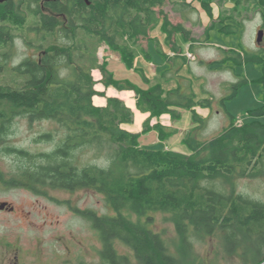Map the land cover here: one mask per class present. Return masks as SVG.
<instances>
[{
	"label": "trees",
	"instance_id": "trees-1",
	"mask_svg": "<svg viewBox=\"0 0 264 264\" xmlns=\"http://www.w3.org/2000/svg\"><path fill=\"white\" fill-rule=\"evenodd\" d=\"M165 1L91 0V5H87L84 0H64L58 10L67 17L71 30L58 17L37 10L33 14L31 8L22 4L0 3V140L11 134L13 123L21 116L32 123L47 120L58 125V130L40 134L37 142L60 137L51 152L32 153L7 146V152L26 160L16 177L7 182L37 194H47L48 187L92 188L103 193L111 213L74 209L98 232L103 264H202L190 254L192 239L218 230L224 233L228 254L248 248L253 264H264V201L237 187L238 178L264 177V104L249 110L247 114L252 118L238 124L230 114V125L210 140L192 135L205 123L195 107L213 108V97L199 99L194 81L187 78L166 90L160 83H151L135 67L136 58L142 54L140 41L158 26V14L165 18L162 25L168 41L183 29L181 24L173 25L164 13ZM199 1L208 16L213 17L210 1ZM258 3L264 8V0ZM182 5L176 1L175 10L181 11ZM27 14L42 18L44 26H27ZM60 26L63 27L56 30ZM17 30L24 31L26 45L45 51L42 59H23L14 65L10 49L18 38ZM223 30L233 34L239 29L237 25H225ZM104 43L121 54L125 67L140 76L139 83L128 81V88L136 92L137 108L150 112L140 133L123 128V124L134 121L135 113L122 99L107 97L106 105L94 104V95L106 94L94 89V70L102 72L106 87L125 88L107 68L106 61L99 58ZM233 53L237 56L212 63L233 58L235 64L253 60L264 65L263 55L243 48ZM181 60L180 69L189 62ZM226 67L229 66L218 69ZM7 69H13L17 79H7ZM166 70L167 76L171 67ZM261 75L264 95V73ZM246 81L244 78L232 83L233 92L221 103L225 105L224 101L234 97ZM177 108L191 110L197 124L182 141L188 152L141 145V136L151 130L157 131L161 142L178 132L160 122L150 125L153 117L162 114L180 119L182 112ZM85 148H92L107 164L79 167L74 153ZM157 212L168 214L175 223L180 237L179 253L172 250L162 232L154 229ZM116 240L131 248L136 263L132 256L118 252Z\"/></svg>",
	"mask_w": 264,
	"mask_h": 264
},
{
	"label": "rangeland",
	"instance_id": "rangeland-1",
	"mask_svg": "<svg viewBox=\"0 0 264 264\" xmlns=\"http://www.w3.org/2000/svg\"><path fill=\"white\" fill-rule=\"evenodd\" d=\"M176 1L184 3L181 6V11L175 10ZM192 1L197 3L198 10L191 4ZM207 1H210L213 5V17L208 16L199 0L165 1L163 11L168 15L170 22L173 25L181 24L183 26V29L173 36H176V40L184 46L187 42L192 44L199 42L200 44L193 47V51L198 56L201 52L199 50L201 44H204L203 42L207 43L204 47L210 58H220L224 55L222 49L218 46L235 48L236 50L243 48L248 53L264 56V35L261 42L257 40L258 32L263 29L264 23V8L259 5L258 0H242L240 2L238 0ZM186 6L188 7L186 8ZM156 10L160 11V8ZM27 15V26L31 28L36 18ZM159 16L161 20L155 33H160L162 30L163 35L167 36L162 25L165 18L162 14H158ZM204 17L210 18V24L207 26ZM225 25H237L239 30L233 34L228 33L223 30ZM208 28L210 29L206 35ZM25 32H28V30ZM15 33L18 38L10 52V59H13L14 65H18L27 56L37 57V51L26 45L24 38H21L24 31L17 30ZM32 36L34 35L32 34ZM146 40L140 41L144 47L147 44ZM190 46L186 52H188L187 56L191 61L187 64L191 72L188 73L189 78H186L194 81V89L200 96L199 99L207 96L213 97V108H210L211 114L207 118L201 115L205 119V123L197 127L192 135L199 136L203 140H210L230 125L232 120L230 114L237 119L238 124L241 120L248 121L252 118L247 114L249 110L256 109L264 104L263 87H261L262 82L260 80L261 74L264 73V65L253 60L235 64L233 58L224 63H211L213 60L221 59H196V55L192 52ZM153 47L152 43V49ZM113 51L117 52L104 43L99 49L100 60L102 62L106 61L107 68L111 67L115 71H119L118 76L128 74L129 69L125 67L122 57L119 56L120 53L117 55L121 61L107 60V58L112 59L110 56L115 55ZM189 53L193 56L189 57ZM171 55L174 54L171 53ZM139 57L136 59H142V54ZM156 57L154 55V59ZM223 65L229 66V69L227 67L218 69L219 66ZM5 72H7V79L11 76L17 79L15 75L17 73H14L13 69H7ZM130 75L131 80H140L138 73ZM98 77L99 72L93 71L94 89L97 91L99 82L103 83V78L98 79ZM183 78H178V82H183L186 79ZM244 78H247V81L241 85L237 94L226 99L224 101L225 105H223L221 100L233 92L232 83L235 84ZM121 84L125 88L120 90L133 91V89L128 88L130 86L128 82L121 81ZM163 84L166 88H170L171 84L174 85L175 83L174 81L165 80ZM99 92L105 93V91ZM106 94L101 96H106ZM95 96H100V94ZM95 96L93 100L94 104H97L99 98ZM181 122H184V116L181 118ZM58 129V125L51 121L45 120L32 123L28 118L21 116L13 123L11 134L0 140V203L7 202L8 206L12 208H0V264H103L100 253L103 245L98 232L93 229L88 220L74 210L75 208L92 209L99 214L111 213L112 208L109 207L103 193L92 188L65 190L48 187L46 188L47 194H37L28 188L11 185L7 182L16 177L20 167L25 164L26 160L14 152H7L5 148L11 145L32 153L51 152L56 147V142L60 138L59 135L54 141L43 140L37 142L36 138L40 134ZM154 135V133H150L141 136V145L156 149H162L165 145L175 149H182L183 147L187 151L181 135L160 142L159 145H152L150 139L155 137ZM74 155V161L79 167L87 165L104 166L107 164L106 159L96 155L92 148L79 149L75 151ZM237 187L238 191L264 201L263 176L238 178ZM154 215L156 217L153 224L154 229L162 232L168 239L172 250L179 253L180 237L175 223L169 219V215L166 213L157 212ZM223 236L224 233L218 230L213 235L193 238L190 254L196 256L202 264L254 263L251 260L250 249L248 248L242 251L238 249V251L228 254ZM115 245L120 254L132 256L133 263H136L133 252L127 244L125 245L121 240H116ZM185 255L188 256L187 253Z\"/></svg>",
	"mask_w": 264,
	"mask_h": 264
},
{
	"label": "crops",
	"instance_id": "crops-1",
	"mask_svg": "<svg viewBox=\"0 0 264 264\" xmlns=\"http://www.w3.org/2000/svg\"><path fill=\"white\" fill-rule=\"evenodd\" d=\"M191 4L196 8V10H198L197 3H195V2L193 3V1H192ZM204 19L207 21L206 26L208 24H210V22H209L210 18L204 17ZM157 28H158V26H156V28H154L150 31L149 36L146 40L147 41L146 46L144 47L142 45V59H136V63H135L136 66L135 67H137V69H139V70H142V72L146 75L147 79H149L151 81V83H153V84L160 83L163 85V87L166 90H171V89L177 87V83H178L177 79L178 78L188 77V73H189V70L187 67L188 65L186 64L182 69H180L179 64H180V62H182L181 59H188V56H187L188 52H186V51L188 50V47L192 43L187 42L184 46V45H182V43H180L178 40H176V36L172 40L168 41L167 36L163 35L164 33L162 32V30H161L162 33L161 32L155 33V32H157ZM152 43L154 45L153 49H152ZM203 43L204 44H201V48L199 49L201 51L199 56L193 51V47L197 44H200V43L198 42V43L192 44L190 46V49L196 55V59H224V58L226 59L227 56L236 57L237 55L233 52H236V51H239L240 49H242V48H240V49L236 50L235 48H230V47L224 48V47L218 46V48L222 49L221 51H223L224 55H222L220 58H210L208 51H205V47H204L207 43L206 42H203ZM215 47H216V45H215ZM102 51L104 52V49ZM171 53H173L174 55H171ZM113 54H115V55L110 56V58H112V59L107 58L108 61H112V60L118 61V62L121 61V59H120L121 55H119L118 52H114ZM154 55L157 56L156 59H154ZM213 61H216V60H213ZM213 61H211V63ZM189 62H191V61L189 60ZM189 62H188V64H189ZM208 63H210V62H208ZM169 66L171 67V72L170 73L167 72L168 75L166 76L165 72L167 71L166 69H168ZM109 68L115 74V78L119 79L120 81L128 82L129 80H131L130 74L136 73L135 70L129 69V71L127 70L129 72L128 74H125V75L120 74L118 76L119 71H117V70L115 71L114 68H111V67H109ZM179 69H180V71H179ZM94 72H99L98 79L103 78V74L99 69L94 70ZM168 77H170V80H169L170 82L174 81V83H175L174 85L171 84L170 88H166L163 84V81L168 80ZM134 80H135V82H138V79H134ZM98 91H105V93H107V94H106V96H101V95L95 96L94 95L95 97L99 98V103H97L96 105H99V106L106 105L107 104V97H118V98L122 99L126 103V105L129 106L135 113L134 121L132 123L123 124L122 125L123 128H125L131 132L135 131V133H140L143 131L144 122L146 121V119H148L150 117V112H142L137 108V105H136L137 104V98H136V92L134 90L132 91V90L124 89V90L119 91V89L114 87V86H110L109 88H107L103 83L99 82ZM199 98H200V96H199ZM177 109H179V108H177ZM179 110L182 112V117L184 116V122H181L182 117L180 119L174 120L172 117H170L171 116L170 114H162L159 117H153L150 121V125H152V126L154 124L160 122L161 124H163L164 126H166L168 128L178 129V132L176 134L170 136L169 138H167L166 141H168L171 138L178 137V135H181L182 139H184L187 131L194 129L197 126V124L194 123V121H193V117L191 116L192 115L191 110H187V109H179ZM195 110L200 115H202L204 118H207L211 114L210 108H204L201 106H197V107H195ZM150 133L155 134L154 135L155 137H152L150 139V143H152V145H159L161 140L158 137L157 131L151 130V131L145 133L144 136H146L147 134H150ZM163 147H165V149H172V150L180 151L183 153L188 152L187 147H186L187 151H185V149L183 147H182V149L171 148V147H168L167 145H165Z\"/></svg>",
	"mask_w": 264,
	"mask_h": 264
},
{
	"label": "flooded vegetation",
	"instance_id": "flooded-vegetation-1",
	"mask_svg": "<svg viewBox=\"0 0 264 264\" xmlns=\"http://www.w3.org/2000/svg\"><path fill=\"white\" fill-rule=\"evenodd\" d=\"M84 1L87 5H91V2H90L91 0H89V3L86 0H84ZM9 2H13L15 5L22 4V5H26V7L28 6L29 8H31L30 10H31V13H33V14H35L34 10H37L38 12H40V14L51 15L52 17L53 16L58 17V19H60L61 21L67 22L64 25H66L68 29H70V30L72 29V26L69 25L68 19H67V17H65V14L58 10L59 9V3H64V0H8L4 3H9ZM38 17H41V15H38ZM36 19H35L34 27L44 26L43 22H41L42 18H36ZM37 21H38V23L40 22L39 24H41V25H39V24L36 25ZM62 27L63 26H60L56 30H60ZM21 38H24V37H21ZM14 45H15V42H14ZM13 46L11 47L10 51L12 50ZM30 48H32V47H30ZM32 49L37 51L38 56L37 57H35V56H29L28 57L27 56L24 59H42L45 51L44 50H38V48H32ZM7 208L10 209L11 207L7 206L6 209Z\"/></svg>",
	"mask_w": 264,
	"mask_h": 264
},
{
	"label": "water",
	"instance_id": "water-1",
	"mask_svg": "<svg viewBox=\"0 0 264 264\" xmlns=\"http://www.w3.org/2000/svg\"><path fill=\"white\" fill-rule=\"evenodd\" d=\"M8 0H0V3H4ZM88 3H89V0H86ZM263 35H264V29H261L259 32H258V42H261L263 40ZM9 204L7 202H3V203H0V208L2 209H5Z\"/></svg>",
	"mask_w": 264,
	"mask_h": 264
},
{
	"label": "built area",
	"instance_id": "built-area-1",
	"mask_svg": "<svg viewBox=\"0 0 264 264\" xmlns=\"http://www.w3.org/2000/svg\"><path fill=\"white\" fill-rule=\"evenodd\" d=\"M188 55H189V57H192V56H193V55H192V54H190V53H189Z\"/></svg>",
	"mask_w": 264,
	"mask_h": 264
}]
</instances>
